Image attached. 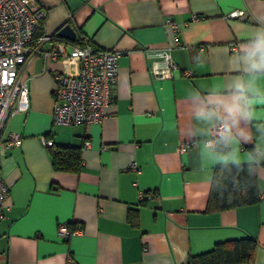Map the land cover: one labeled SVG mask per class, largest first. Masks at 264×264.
Segmentation results:
<instances>
[{
  "label": "crops",
  "instance_id": "obj_1",
  "mask_svg": "<svg viewBox=\"0 0 264 264\" xmlns=\"http://www.w3.org/2000/svg\"><path fill=\"white\" fill-rule=\"evenodd\" d=\"M36 1L37 35L70 24L75 38L120 52L118 76L100 122L57 125L53 76L76 62L37 54L24 67L29 108L0 135L21 136L0 144V264H186L242 237L257 242L252 264H264V67H253L264 61V0ZM165 48L180 73L155 78L147 52ZM219 122L228 133L208 146ZM41 135L81 147L78 169L57 168ZM229 164H252L261 199L208 211L214 169ZM60 223L79 232L60 237Z\"/></svg>",
  "mask_w": 264,
  "mask_h": 264
},
{
  "label": "built area",
  "instance_id": "obj_2",
  "mask_svg": "<svg viewBox=\"0 0 264 264\" xmlns=\"http://www.w3.org/2000/svg\"><path fill=\"white\" fill-rule=\"evenodd\" d=\"M243 14L242 10L231 11L227 17ZM44 11L36 0H0V135L7 120L18 111L29 108V92L26 79L21 73L34 55H50L53 58L68 56L76 62L75 73L56 72L53 76L54 104L51 112L52 122L57 125L86 124L100 122L106 115V108L112 102V89L118 76L116 49H103L88 43L87 36L78 31L75 39L70 40L56 34L37 35L39 22ZM194 19L197 16L193 17ZM165 25L177 31L178 24L166 19ZM55 40L49 51H44V40ZM230 49L235 46L230 45ZM154 57L150 72L155 78H172L179 75L180 69L171 57L169 48L148 51ZM188 74V72H185ZM228 133L223 122L215 123L211 128V138L206 141L212 146L217 137ZM41 142L48 148L54 143L45 135ZM21 136L9 133L0 136V144L18 146ZM190 143H182L178 151L183 152ZM135 168V162L132 163ZM8 196L6 184L0 166V214ZM78 228L71 229L69 224L60 223L57 235L68 237L78 233Z\"/></svg>",
  "mask_w": 264,
  "mask_h": 264
},
{
  "label": "trees",
  "instance_id": "obj_3",
  "mask_svg": "<svg viewBox=\"0 0 264 264\" xmlns=\"http://www.w3.org/2000/svg\"><path fill=\"white\" fill-rule=\"evenodd\" d=\"M38 34V30H37ZM57 168L76 170L80 164L81 147L49 148ZM261 199L252 164H229L214 169L206 209L221 210L257 203ZM257 242L252 237L227 239L214 243L207 251L191 255L186 264H252Z\"/></svg>",
  "mask_w": 264,
  "mask_h": 264
},
{
  "label": "water",
  "instance_id": "obj_4",
  "mask_svg": "<svg viewBox=\"0 0 264 264\" xmlns=\"http://www.w3.org/2000/svg\"><path fill=\"white\" fill-rule=\"evenodd\" d=\"M57 35L63 38L73 40L75 38V31L72 26L67 23L58 29Z\"/></svg>",
  "mask_w": 264,
  "mask_h": 264
},
{
  "label": "clouds",
  "instance_id": "obj_5",
  "mask_svg": "<svg viewBox=\"0 0 264 264\" xmlns=\"http://www.w3.org/2000/svg\"><path fill=\"white\" fill-rule=\"evenodd\" d=\"M261 46H264V44H262ZM253 67H264V61H262V63L259 65H253Z\"/></svg>",
  "mask_w": 264,
  "mask_h": 264
}]
</instances>
